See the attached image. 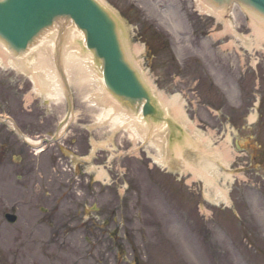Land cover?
<instances>
[{
    "label": "rangeland",
    "instance_id": "1",
    "mask_svg": "<svg viewBox=\"0 0 264 264\" xmlns=\"http://www.w3.org/2000/svg\"><path fill=\"white\" fill-rule=\"evenodd\" d=\"M99 1L120 22L131 53L134 55L133 50L141 48L132 56V62L155 99L160 104L159 97H179L182 119H175L167 113L166 106H160L166 118L164 127L151 126L148 139L140 137L134 141L127 129L118 124L107 127L102 116L97 119L94 115L102 112L105 117L101 110L105 107L114 109L111 117L120 110L102 88L97 67L86 64L87 81L81 86L72 85L77 114L66 128L70 134L63 131L55 145L48 147L47 155L55 153L56 166L62 155L70 157L73 166L82 165L77 173L86 169L94 178L99 179L98 173L104 171L106 176L100 178L101 196L86 202L81 192L63 193L62 211L66 217L70 212V225L65 227L67 238L61 236L48 245L26 241L24 236L34 229L40 214L32 207L22 206L28 196L20 199L17 191L13 161L19 151L12 147L14 150L9 151L13 158L8 159L12 165L7 164L10 173L7 177L0 174V264H96L97 253H87L92 248L84 241L87 234L82 228L83 222L87 224L86 219L94 215L90 212L95 202L102 211V225L109 222L105 236L118 229V244L122 247L114 253L119 263L134 264L132 248L140 264H264V45L254 47L248 16L237 11L234 20L226 15L224 22L209 9L202 10L197 0ZM225 23L230 27L226 28ZM147 30L160 31L168 38L171 50L151 56L144 44ZM71 49L84 54L72 32L62 47L64 68ZM51 56V50L35 51L22 59L46 57L51 61ZM37 88L33 83L21 92L11 91L2 113L22 118L25 100L29 102L40 95L37 102L49 104L47 109L54 115L55 126L67 111L64 94L52 96V92ZM101 97L107 101L102 102ZM223 98L230 102L226 100L228 104L223 105ZM238 106L240 109L234 111ZM3 132L11 136L15 145L17 137ZM43 132L25 134L34 139ZM201 138L210 145H203ZM187 139L198 143L203 151L221 153L227 149L232 160L228 166L219 161L204 169L202 160H197L198 151L190 148L181 150L177 159L173 149ZM100 155L101 166L96 168L98 163L93 158ZM156 158L165 160L168 168L157 165ZM61 162L65 163L63 159ZM195 169L201 175L193 174ZM69 173L55 178L56 196H62L59 187L84 186L82 179L76 181ZM180 173L189 186L194 181L191 191H184V200L178 198L174 181ZM199 177L213 181L202 184L196 180ZM212 195L218 197L214 207L210 205ZM195 205L211 210L213 215L195 221ZM11 209L18 217L12 225L3 218ZM179 209L193 215L194 220L183 224L177 216ZM203 230H207L205 238L201 236Z\"/></svg>",
    "mask_w": 264,
    "mask_h": 264
},
{
    "label": "water",
    "instance_id": "2",
    "mask_svg": "<svg viewBox=\"0 0 264 264\" xmlns=\"http://www.w3.org/2000/svg\"><path fill=\"white\" fill-rule=\"evenodd\" d=\"M206 1L218 9L235 3L264 19V0ZM67 26L83 34L85 49L98 64L108 93L125 109L143 118H158L151 93L126 57L116 20L97 0H0V40L17 55L49 30L56 29L60 37ZM64 84L70 108V90Z\"/></svg>",
    "mask_w": 264,
    "mask_h": 264
},
{
    "label": "flooded vegetation",
    "instance_id": "3",
    "mask_svg": "<svg viewBox=\"0 0 264 264\" xmlns=\"http://www.w3.org/2000/svg\"><path fill=\"white\" fill-rule=\"evenodd\" d=\"M16 71L13 67H5L0 63V113L4 112L6 106L8 105L7 96L11 91L21 92L29 86L31 83V78L28 75L22 73L14 74ZM21 76H24L23 79ZM16 118V117H15ZM53 114L47 112L45 107L38 104L35 105L32 101L29 107H24L22 111V118L18 117L16 119L17 125L22 131L31 132L36 130L50 131L53 126ZM4 130L5 128L2 127ZM0 129V174L2 176H7L9 171L7 170V164H9L8 159L12 160L13 154L9 150H14L15 147L20 154L16 156V161H14L15 169L14 174L16 177V184L18 186V192H20V199H24L28 196V202L25 204L28 207H32L37 210L40 217L35 219L36 229L34 232L26 234L24 237L26 241L32 243H42L46 242L47 245L54 243L58 240L61 235L60 233H65V227L70 221L69 217H66V213L62 211L63 205V193L66 195L79 194L81 192L85 195V201L89 199H97V196H101V187L98 188L91 187L92 178H86L87 172L80 171L82 174V180L87 186L78 188L77 187H59L62 196H56L55 188V178L58 177L62 172L55 169L54 152L47 155V160L43 158H35L30 155V152L23 148L19 143H15L5 135V132H1ZM97 161L98 158H96ZM10 165V164H9ZM64 170V168L61 167ZM3 170V171H2ZM70 170V168L68 169ZM96 182V181H95ZM67 190L68 192H64ZM189 190L187 185L184 183L183 179L178 180V191L180 197L183 192ZM58 195V193H57ZM97 205V202H95ZM83 209L82 207H80ZM94 215L89 216L85 222L82 224V228L88 234L85 236V241L92 248V252L88 254L93 255L97 253L98 259L96 264H123L119 263L117 255H115V250L121 247L118 244L117 232L113 234V237L105 236L104 229L108 226V221L104 222L102 225V211L101 208L98 209L97 206L91 208V212ZM180 218L185 221H190L191 218L186 215L185 212H180ZM56 215L58 216L56 218ZM75 214L72 213L71 216ZM202 217L204 215H201ZM201 217V219H202ZM207 230L203 231V237H206ZM94 244H91L93 243ZM131 255L133 256V261L135 264H140L139 259L135 255V250L131 249ZM123 257V256H122Z\"/></svg>",
    "mask_w": 264,
    "mask_h": 264
},
{
    "label": "bare ground",
    "instance_id": "4",
    "mask_svg": "<svg viewBox=\"0 0 264 264\" xmlns=\"http://www.w3.org/2000/svg\"><path fill=\"white\" fill-rule=\"evenodd\" d=\"M197 1H198V5H200V8L202 10L209 9L207 6L208 2L206 0H197ZM204 2L207 5H205ZM215 11L220 12V13L213 12L214 15L217 18L222 19L224 21L223 18L226 17V16H224L225 10L220 9V10H215ZM232 17L235 18V13H232ZM228 21H229V19H228ZM228 25H230V24H226V28L230 27ZM249 26L252 30V34L254 36V39L256 40L255 44H257V46L264 44V20H262L260 18H256V17L251 15ZM122 35H123V38L125 39L123 33H122ZM73 36H74V38H77L79 41L82 40V35L80 34V32L73 31ZM125 45H126V49L128 52V56L131 60L133 59L135 53H139L141 50V48L136 47L133 50L134 51V55H133L131 53V49L128 46L127 42ZM53 46H54V33H48L43 39H41V41L39 42L38 45L31 47V52H34V53H35V51L36 52H46L48 50L49 51L51 50V52H53ZM0 58L5 63L8 61H14V63H16L20 69H22V67H23V64L21 63L22 57H20V60L14 59L13 56L11 55V52L7 51L2 44H0ZM45 58H42V57L34 58L33 57V58H29V60H25L24 62L25 63L27 61H31L32 63L35 62L36 69H38V70L43 69L44 72L46 73V75L48 76V78L50 79L49 82H46L40 74H37L36 76H34L35 83L37 84V86L39 88L50 89L53 86V88H54L53 91H55V93L52 92V96L53 95L55 96L56 93L57 94L61 93V95H63V91L61 89L59 80H58L57 76H55V72H54V70H52L51 64L47 62L48 59H45ZM86 64H88V66L92 65L91 58L88 55L82 56L81 50L79 52H77L76 50H73V49L69 50L68 53L66 54V57H65V68H66L65 74L68 77V80L72 81V82H74V81H79V82L85 81L83 79L85 78V76H87L86 73H84V70H87L85 68ZM99 80H100V84H102L101 77H99ZM100 99L102 102L107 101L103 97H101ZM158 100L160 102V104L158 103V105L166 106L167 113L171 114L175 119L176 118L179 120L182 119L181 118L182 111L180 110L179 97L175 96L173 99H170V100H167L165 97H159ZM106 108H108V110L110 112H112L114 110L112 107H105L104 109H106ZM98 116L100 117L101 114ZM251 119H254V116H251ZM113 122L115 123V125L118 124L119 128L120 127L125 128V129H127V131L132 133L131 136L134 139L140 138V137L143 139H148L149 134H151L150 130L148 129L149 126L147 125V123H145L143 120H140L139 117H135V116L133 117L131 114H127L126 112L124 115L122 114V111L121 112L119 111L118 113L114 114ZM162 126L164 127V125H162ZM199 140L203 145H205V143H207V146L210 145L203 138H201ZM27 141L29 144H31V146L39 147V145L37 143L33 142L32 140L27 139ZM198 145H199L198 143H195V142L193 143L190 141V139H187L183 143L182 146L175 145V147L173 149V154H175L174 157H176L178 159V157H180V155L182 154L183 151H181V150H183V149H186V148H190L191 150L196 149L199 153V158L197 160H203V162H204L203 168L204 169H207V166L210 165V162L208 160L211 158H214L218 162L221 161L226 166H228L229 162L232 160L230 153L227 149L221 151V153L219 151H213V152H216L215 155H205V151H203V149L201 150L199 147L200 145L199 146ZM155 162L157 163V165H160L162 167V169L168 168L167 162L161 158H156ZM196 171H194L193 174L201 175V173L198 172L200 170H198L197 172ZM98 175L101 178L106 176L104 171H100L98 173ZM205 180H207L206 183H208V181L209 182L213 181V179L211 180V178L205 179Z\"/></svg>",
    "mask_w": 264,
    "mask_h": 264
}]
</instances>
